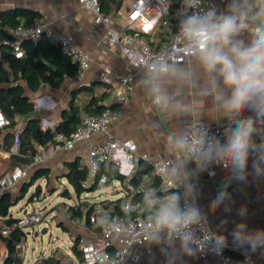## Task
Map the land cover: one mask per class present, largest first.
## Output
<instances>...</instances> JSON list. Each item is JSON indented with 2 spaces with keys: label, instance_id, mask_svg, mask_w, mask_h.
Masks as SVG:
<instances>
[{
  "label": "crops",
  "instance_id": "0c3cea01",
  "mask_svg": "<svg viewBox=\"0 0 264 264\" xmlns=\"http://www.w3.org/2000/svg\"><path fill=\"white\" fill-rule=\"evenodd\" d=\"M228 3L230 0H216L217 15L221 11H226ZM248 3L252 5L251 14L264 8V0H248ZM109 5L108 13L113 18L112 25L116 28L122 27L125 19L121 4L110 0ZM14 8H28L39 12V16L47 20L54 32L72 36L77 45L91 56L90 67L82 79L76 76L67 77L58 88L42 84L35 93L26 89L27 95L35 106L31 116L39 120L41 127L47 128L48 125H56L62 120L64 112L69 110L71 94L74 90H77V94L73 102L80 108L87 106L92 96H103L101 103L104 106H113L116 103L123 88L115 83L103 84L99 80V74L104 68H110L113 72L122 74H127L132 69L120 56L118 49L107 46L105 28L93 21L91 11L83 8L78 0H0V12ZM248 22L254 25L256 23L251 19ZM241 38L249 40L250 33H243ZM172 65L182 70V73L170 70L164 73L137 74L132 83L123 115L117 121L112 122L106 132L95 133L89 139L77 142L72 149L62 148L53 151L49 158L41 164L31 165L29 178L36 168L43 166L50 171L49 177L45 178L47 185L48 181L57 182V180H64L68 183L65 177L68 162L75 161L77 158L85 162L89 149L104 142L108 136L131 139L136 143V155L141 161L152 165L157 161L163 162L172 176L183 181L191 204L198 207L202 213L201 221L218 235L227 238L228 251L243 256L244 249L233 247L231 232L236 223L241 222L242 218L238 214L241 208L246 210L248 229L264 231V178L257 180L250 175L246 183L237 182L232 178L229 169L211 178L204 168L181 156L180 140L191 121L230 123L231 119L223 110L216 107L214 94L210 92L209 78L195 56L186 63ZM83 86L89 89L82 90ZM158 95L166 99L156 103ZM98 113L99 111L91 114ZM245 115H252V113L247 112ZM8 133L11 134L8 130L4 133L5 141ZM53 143L45 147L49 148ZM5 162L11 164V157L0 154V166ZM29 164L14 167H25ZM138 166L139 160L128 161L124 152L120 150L114 159L104 165L103 171L110 168L122 175L123 179L114 178L107 184L98 186L94 191L81 194L80 197L71 196L69 192L64 194L68 203L62 201L53 208L44 207V213L49 210L46 214L48 226L50 223L60 226L61 223L59 224V220H54L56 219L54 216L63 211L68 218V223L64 226L69 227V232L73 229L76 231L70 233L72 244L77 238H80L79 247L85 242L104 241L100 229L93 231L85 219L71 218L68 212L69 203L75 198L74 204L80 203L85 208L92 207V210L98 212L100 219L116 214L115 201L119 199L121 205L126 198L124 182L137 171ZM249 169H251V160H249ZM221 176H225V179L222 180ZM23 180L19 182L20 185ZM225 185H227L226 191L229 193L230 200L214 205L213 201L217 193L224 189ZM140 186L144 191L153 190L154 192L155 202L148 203L143 208L145 215H152L156 209L160 208L158 199L164 195L159 194L158 191L164 192L165 190L160 185L157 188L151 187L146 175L143 176ZM18 208L20 207L14 205L9 213L15 216ZM124 240L122 235L112 238L111 251L124 246ZM182 241L158 233L152 234L143 244L133 246L132 250L137 255L136 259L130 254L121 264H225L213 254L202 255L199 251H196L194 255L187 254L182 248ZM190 246L193 247L191 244ZM57 247L59 248V246L52 247L48 255L36 257L37 264H45L43 259L49 256L58 261V264H83L73 250L72 255L62 254ZM0 250L6 256V243L1 237ZM19 257L21 258L20 264H25V255ZM252 257L263 264L264 255L257 252Z\"/></svg>",
  "mask_w": 264,
  "mask_h": 264
},
{
  "label": "built area",
  "instance_id": "2783aa9c",
  "mask_svg": "<svg viewBox=\"0 0 264 264\" xmlns=\"http://www.w3.org/2000/svg\"><path fill=\"white\" fill-rule=\"evenodd\" d=\"M81 6L93 14V21L105 28L106 44L109 48H116L119 54L132 69L127 74L113 72L110 68H104L99 74V80L106 85L119 84L123 91L118 95L113 106H105L98 114H91L85 110L80 113V122L71 135L57 132L55 124L47 126L54 133L53 145L45 147L36 144L32 162L23 167L16 166L9 175L0 179V194L8 190L11 185L23 179L29 178V168L37 165L49 158L53 151L72 149L77 142L89 139L95 133L106 132L108 126L117 121L124 113L132 83L137 74L164 73L154 71L153 67L159 68L161 63L182 64L188 62L194 55H190L187 42L179 30L180 21L193 11L201 13L207 12L216 6V0H200L195 9H187L183 0H113L121 4L125 19L122 27L116 28L112 25V17L103 10L101 0H78ZM218 14V9H217ZM250 33L254 24L249 23ZM14 39L9 42L12 53L16 57H22L24 48L22 41L30 39L38 41L41 37H46L51 42L59 45L63 52L68 54L71 60L76 63L78 79H82L90 67L91 56L88 52L79 47L72 36L62 35L54 32L48 25L47 20L42 16H37L29 25H19L13 31ZM243 34V33H242ZM1 57V52H0ZM25 117L23 122L21 118ZM27 122V116H16L15 124L12 126L11 119L0 107V154L11 157L20 151L21 135ZM231 126L230 123L222 122H198L191 121L184 130L180 140L181 156L197 162L200 142L209 140H219L221 144L226 142V131ZM10 131L12 134L11 147L5 149L4 133ZM122 150L128 161L140 160L136 155L137 146L131 139L114 138L108 136L99 144L92 146L85 162L80 161L82 166L88 168V185L97 182L98 186H103L109 182V177L103 171L104 165L114 159L118 152ZM145 157V156H144ZM209 177L215 178L220 172L227 170L222 162L206 163L203 167ZM153 172L160 179V187L165 190L164 195L158 199L160 208L167 204L173 197L177 198V203L181 209L192 206L190 198L186 192V187L182 180L172 176L163 162L153 163ZM46 183L45 178H43ZM224 180L225 176H221ZM126 198L121 202L123 214H113L108 218L100 219L98 212L92 210L90 220L97 222L100 226V233L104 238L102 242H85L80 246L83 264H121L125 257L132 254L137 257L132 250L133 246L143 244L150 235L158 233L168 238L184 239L185 235H191L189 243L202 255L213 254L225 264H245V256L235 258L223 249L221 255H217L210 250L208 244L209 233H215L206 223L200 220L197 225L188 229L171 231L157 225V215L160 208L156 209L152 215H145L143 208L146 204L155 202L153 190L144 191L136 188L125 181ZM142 191L143 198L136 197L135 194ZM41 194V190H40ZM39 195L32 194L31 202H36ZM28 203L29 208L23 215L16 218L12 226H5L0 221V234L2 237L9 235L13 228H20L24 232H39L42 226L48 230L46 215L35 205ZM43 229V228H42ZM41 229V230H42ZM218 235L217 233H215ZM124 236L125 245L110 251L108 246L111 239L117 236ZM26 243L24 237L16 244V252L19 256L26 253ZM5 254L0 250V263H3ZM252 264H262L261 261L251 258Z\"/></svg>",
  "mask_w": 264,
  "mask_h": 264
},
{
  "label": "clouds",
  "instance_id": "9594fccd",
  "mask_svg": "<svg viewBox=\"0 0 264 264\" xmlns=\"http://www.w3.org/2000/svg\"><path fill=\"white\" fill-rule=\"evenodd\" d=\"M187 9H195L200 0H183ZM252 5L248 0H230L226 11L217 15L215 7L207 12L193 11L179 23V30L190 49L209 78L210 92L214 103L231 119L226 131V142L219 140L200 142L197 162L203 168L206 163L222 162L237 182H247V177L264 178V8L251 14ZM256 21L250 30V39L242 33L249 30V20ZM154 71L182 70L174 65L161 63ZM166 99L158 95L156 103ZM251 112L252 115H245ZM251 160V169H249ZM219 191L213 201L220 205L230 200L229 193ZM241 222L236 223L231 232L232 245L244 249L245 264H252V256L259 252L264 255V231L249 230L246 223V210L241 208ZM202 218L198 207L192 205L181 209L177 198L173 197L161 206L157 215V225L171 231L191 228ZM191 235H185L183 250L194 255L197 249L190 246ZM210 250L221 255L228 246L223 235L209 233L207 238Z\"/></svg>",
  "mask_w": 264,
  "mask_h": 264
},
{
  "label": "trees",
  "instance_id": "16d2710c",
  "mask_svg": "<svg viewBox=\"0 0 264 264\" xmlns=\"http://www.w3.org/2000/svg\"><path fill=\"white\" fill-rule=\"evenodd\" d=\"M103 10L108 12L110 9V0H101ZM40 13L28 8H14L6 12H0V107L3 112L11 119L12 126L15 124L16 116H27V122L21 135L20 151L18 154H12L11 165H26L32 162V157L36 151V144L47 145L53 142L54 133L49 128L41 127L39 120L31 116L35 110L34 103L26 93V89L30 92H37L42 84H48L53 88H58L62 81L67 77H75L77 75V65L70 56L62 51L61 47L46 37H41L38 41L25 39L22 41L24 54L22 57H16L11 51L9 42L14 39L12 31L19 25H29L35 17ZM82 90L89 89L86 86L81 87ZM77 90L71 94L69 110L64 112L62 120L55 125L57 132H63L71 135L80 122L81 110L89 113L100 112L105 106L101 103L103 96H92L90 102L84 108H80L73 102ZM5 149L11 147V134L6 135ZM67 172L65 177L72 186L77 197L87 191H94L98 188L97 182L88 185L86 179L88 177V168L80 164V159L68 162L66 164ZM49 169L46 167H38L34 170L30 178L23 180L20 185L19 196L16 201L10 190H5L0 194V221L5 226H12L16 217L9 213L11 207L16 205L28 193L29 189L35 185L39 179L49 177ZM105 173L109 177V181L114 178L123 179V176L114 170L108 168ZM146 175L151 187L157 188L160 185V179L153 172V165L149 162L139 160L137 171L129 178V182L136 188H141L143 176ZM40 185H36L38 194ZM165 192V191H164ZM158 191L159 194H164ZM136 197L143 198V192L135 194ZM31 199V197H30ZM115 213L123 214L119 199L115 201ZM92 207L85 208L82 204L69 205L68 212L71 218H83L87 225L93 231L100 229L97 222L90 220ZM66 231L69 228L60 224ZM26 233L20 228H13L9 235L0 237L6 243L7 254L2 264H20L21 258L16 252V244L25 237ZM80 238H77L72 244V250L76 256L82 261V253L79 247ZM109 250L110 246H108ZM235 258L242 256L227 251ZM45 264H58L52 256L43 259ZM34 264H37L35 262Z\"/></svg>",
  "mask_w": 264,
  "mask_h": 264
},
{
  "label": "rangeland",
  "instance_id": "374dc122",
  "mask_svg": "<svg viewBox=\"0 0 264 264\" xmlns=\"http://www.w3.org/2000/svg\"><path fill=\"white\" fill-rule=\"evenodd\" d=\"M26 92L28 93V91ZM21 120L24 122L25 117L21 118ZM9 162L8 163L5 162L0 166V179H3L6 175H9L12 172L15 165H11ZM19 182H16L15 184L11 185L9 188L13 195L14 201L20 198L18 191V187L20 185ZM38 184L40 185V188L42 187L43 189H41V194L40 192L37 194L39 195L38 198L39 200L32 203L30 197L36 191V185ZM64 192H67V194L69 192V195L76 196V193L73 190L72 186L64 180L63 181L57 180V182L48 181V185L47 184L45 185L44 179H39L35 183V185H33L29 189L26 196L16 204V206H19L20 208H18L15 211V216L16 217L22 216L23 212L29 208L30 205L28 204L29 202L35 205L37 209H40L42 211L44 210V207L51 206L53 208L62 201L68 203L67 198L63 196ZM74 201L75 198L69 204L74 205L75 203ZM47 212H45L44 214L46 215ZM54 218H56L54 220H59V224L68 223V218L65 212L63 211L57 213L54 216ZM66 227L68 226L66 225ZM41 229L42 228L39 229V234L37 236H35L34 233H28L26 235L25 243L27 249L25 254V264H32L33 262H36L35 259L38 256L48 255L51 252L52 247L54 246H59V248L58 247L57 248L60 249L62 254H66V253L69 255L73 254L72 238L70 233H75L76 231L74 229L70 230L69 232L66 231L64 228L52 223H50V225L48 226V230L45 234L40 233Z\"/></svg>",
  "mask_w": 264,
  "mask_h": 264
},
{
  "label": "water",
  "instance_id": "95a60500",
  "mask_svg": "<svg viewBox=\"0 0 264 264\" xmlns=\"http://www.w3.org/2000/svg\"><path fill=\"white\" fill-rule=\"evenodd\" d=\"M40 190H41V189H40ZM64 194H67V192H64L63 195H64ZM46 232H47V228H46V227H44V228L40 231L41 234H45ZM38 234H39V232H35V233H34L35 236H37ZM263 264H264V262H263Z\"/></svg>",
  "mask_w": 264,
  "mask_h": 264
}]
</instances>
